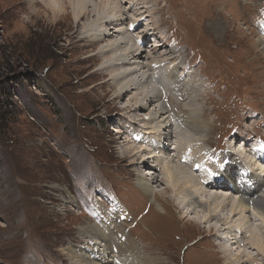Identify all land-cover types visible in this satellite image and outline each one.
<instances>
[{
    "label": "rangeland",
    "instance_id": "1",
    "mask_svg": "<svg viewBox=\"0 0 264 264\" xmlns=\"http://www.w3.org/2000/svg\"><path fill=\"white\" fill-rule=\"evenodd\" d=\"M95 1L88 0L86 6L89 4L87 8L97 16L92 14L79 23L73 12L75 8L81 9L80 2L76 7L64 2L65 10L58 13L49 9L47 1L0 0V57L8 60L11 68L0 90V264H73L62 249L83 243L78 229L87 222L102 220L99 208L112 209L120 203L133 217L127 225L129 234L143 241L142 246L159 256L162 264H226L218 236L226 237L228 225L217 218L205 222L207 210L192 209L182 195L166 188L171 181L164 164L154 162L153 158L144 163L143 158L152 153L146 154L144 150L143 156L136 157L123 151L133 145H145L143 140L134 139L135 134L132 137L134 131L151 139V134L145 132L149 130L147 126L162 123V117L151 121L152 117H159L160 107L190 113L201 104L210 108L203 116L206 121L214 119L215 125L203 137L210 146H202L203 141H191L193 144L186 146L191 154L186 153L188 160L182 166L186 172L197 178L189 171L192 162L205 153L227 149L226 143L232 138L238 149L245 138L252 137L251 144L246 141L242 147L253 149L252 153L259 149L264 154V53L259 47L253 48L259 35L264 38L258 30L264 19V0L152 1L150 5H155L142 16H155L146 21L151 28L162 21V33L175 28L162 40L181 71L189 65L187 79L196 86L188 96L174 94V99L164 98L162 102L161 97H156L147 108L142 100V86L125 91L120 85L126 79L116 77V85L106 73L110 60L105 52L107 43L99 45L92 34L98 33V23L102 22L98 18L102 10L100 0ZM179 4L183 8L178 13ZM164 5L181 16L179 22L167 12L157 13ZM137 21L138 31L145 21L140 17ZM127 22L132 25L130 19ZM213 24H218L217 31ZM113 38L109 40L116 42ZM191 44L196 51L189 55L186 51ZM199 47L208 51L203 64ZM121 50L129 49L118 48L114 55ZM147 52V68L135 73L137 80L139 75L145 80L152 74L149 61L158 58V54ZM158 76L151 75L155 88L152 92L157 91ZM197 86L203 97L197 94ZM206 94L216 106L206 99ZM182 98L184 101L179 102ZM176 117L179 127L181 118ZM172 124L173 133L179 132ZM183 133L181 138L186 140ZM167 138L163 140L169 143ZM175 145L178 147L177 142ZM172 148L175 157L184 155L175 146ZM260 159L263 160L254 158L258 162ZM253 162V172L263 175L264 163L262 167ZM217 165L215 162L204 168L213 173L212 167ZM182 167L180 164L179 170ZM200 168L191 169L199 172ZM153 173L154 177L163 178L158 185L154 184L161 192L154 201L144 198L136 185L137 174L150 180ZM228 193L230 196L232 191ZM98 198L101 204L97 203ZM226 209L223 216H232L231 207ZM236 219L238 216L233 221ZM256 222L255 217L252 227L262 232ZM211 226L221 229L219 235L209 231ZM232 241L224 244L232 253L247 247L239 248ZM246 250V254L260 261L256 250L249 246Z\"/></svg>",
    "mask_w": 264,
    "mask_h": 264
},
{
    "label": "bare ground",
    "instance_id": "2",
    "mask_svg": "<svg viewBox=\"0 0 264 264\" xmlns=\"http://www.w3.org/2000/svg\"><path fill=\"white\" fill-rule=\"evenodd\" d=\"M42 1H47L45 2L46 4L49 2V9L56 10L58 13L65 10L64 2L69 3L70 6L74 4L75 7L77 6V3L80 2L81 9L76 11L77 8H75L73 12L75 20H77L79 23L82 19L93 14V11L90 12L89 8H87L89 4L86 6V2H88V0ZM60 1L63 2L61 3ZM97 1L99 3V0ZM134 1H136V3ZM152 1L154 0H119L118 3V0H100L102 10H100V16L98 18L102 20V22L98 23V33H94L92 31V34L97 39L96 41L99 45L103 42L107 43L105 52L108 54V58H110V60H108L109 68L106 67V69L108 68L109 70L107 69L108 71L106 73L112 77V80L115 81L116 85V77L126 79V81L120 85V88L125 89V91H128L132 88L140 89L139 87L142 86L143 94H145L142 100H144V106L146 108L151 102H155L157 98L160 99L159 97H161L162 102L164 98V100L174 99V94L176 96H182L183 94L188 96L195 89L194 86H196L193 83L188 82L186 72L187 68H189V65L182 68L181 71L178 67L177 59L172 56L168 45H165V41L162 40L163 38H167L169 31L172 33L175 32V28L170 27L168 30H165V32L162 33L160 30L162 21H159L155 28H151L150 24L146 23V21L148 18L151 17L153 19L155 16L150 13L146 14L145 17L142 16V14L147 13L151 6L155 5H150ZM122 4H129V7L126 5L123 6ZM180 4L177 5L178 13L183 8H180ZM144 9H146V12H141ZM165 12H167L168 15L174 18L177 22L180 21L181 16L168 6L164 5L163 8L157 13H163L165 15ZM95 15L96 14H93L94 17ZM105 15L106 17L104 18ZM139 17L144 19L145 22L142 23L141 29L137 31L136 27L139 25L137 18ZM129 19L132 22V25L127 22ZM261 24H264V19L261 21ZM217 25L218 24H213L212 26L215 31H217ZM258 30L264 34V27L261 25H259ZM136 32H138V35H136ZM111 36L114 37L112 40L116 42L109 40ZM159 36L161 37L160 39ZM262 36L259 35L255 39L253 48L256 49L259 47L258 50L264 53V38H262ZM156 39H159V41ZM147 40H149V42L146 44ZM261 46L263 47L261 48ZM192 47V44L189 45V49L186 51L187 54L190 55L193 51L195 53L196 50H193ZM118 48H128L129 50H125L123 52L121 50V52L119 51V53L114 55V52L118 51ZM148 50L150 54H158V58L149 61L151 68V71L149 72H152V74L147 76L145 80L143 79L144 77L139 75V80H137L135 73L139 72V70H144L147 68L146 65L148 63H146L145 60L149 56L145 55V53L147 54ZM199 50L200 55L203 54L201 57L203 64L205 62V54L208 51L202 50L201 47H199ZM174 51L175 53H178L176 49H174ZM168 56L170 57L168 58ZM148 59H150V57ZM171 61L175 62L173 63L175 64L174 66L171 65ZM135 64L139 66L137 67ZM202 64L200 65V68L206 74L205 68ZM128 65L132 66L129 67ZM159 65L162 67L160 70H157L156 67ZM162 68L164 69L162 70ZM171 71L174 73H171ZM156 73L159 75L157 80L158 82L155 81L157 84V91L152 92L155 88L150 81L155 78L154 74ZM127 76L132 78L129 80ZM158 84H160V87ZM116 85L115 87L117 88ZM197 88L199 87L197 86ZM197 94L202 96L201 88L197 90ZM208 95H210V93H208ZM208 95L206 94V99L211 101V97L209 98ZM182 101H184L183 98L179 102ZM211 102H213L216 106V102ZM186 108L187 107L184 105V110H186ZM206 108L207 107L205 105L202 106L199 104L197 110L193 108L190 110V113H184L176 112L175 110L171 111L169 108L160 107L159 109L161 110L159 111V117L156 115L151 118V121L155 119L159 120L160 117H162L163 126H166V128L161 126L162 123L159 124V121L157 122L156 126H147L149 130L145 133L151 134V139L145 138L140 134V132L134 131V133L131 134L132 137L133 134H135L134 139L136 141L143 140L145 145L142 146L143 148H139L134 145L129 148L126 147L123 152L127 155L134 153L136 157L138 154L143 156V152H145L144 150H147V152H145L146 154L152 153V155L143 158V160L146 159L144 163L147 164V160L153 158L154 162H159L160 165L164 164V171L167 172L168 178L171 181V186L166 188L173 191L175 190L178 195H182L185 203L190 205L192 209H198L200 207L207 210L206 217H204L206 219L204 220L205 222H209L210 218H217V220L222 222L224 226L228 225L225 228L227 231L226 237L224 236L223 238L221 235L218 236L220 244L222 245L221 249L225 256L226 264H264V174L259 175L252 170V161L254 160L255 156L263 158V160L260 159V162L257 160L254 161L260 163L263 167L264 155L259 152V149H256L253 152L255 156H252L251 151H248L247 147H242L246 141L251 144L252 137L247 140L245 138L243 144L240 145L238 149V144L232 138L226 143V146L228 147L227 149L222 150L219 153L214 151L208 152V155L205 153L204 156L193 161L189 171L194 173L198 179L186 172L182 167L184 161L188 160V157L186 156H188L187 154H190L187 152H190L188 148L193 144L191 141L197 144H199L200 141H203L204 143H202V146H210V144H208V139L203 137L208 135L207 131L209 128H211V126L213 127V125H215V120L213 119L206 121L203 116V112L207 114V109L210 110V108ZM165 111L167 116L165 115ZM212 111H214V109ZM220 114L222 113L220 112ZM176 116H179V119L181 118V125L179 127L175 122V120L177 121ZM172 122L177 126L176 128L179 129V132H174L175 134L173 133ZM182 131H185L186 133H183ZM182 133L186 134L185 136L187 139H183L186 142L181 138ZM138 136L139 138H137ZM166 136L169 137L167 138L169 139V143L163 140L166 138ZM172 137H174L175 140L172 139ZM127 140L134 142V140L131 141L129 138H127ZM152 140H156L157 146L154 148H151ZM187 140H190L191 144ZM176 142L178 147L175 145ZM163 143L164 146H161ZM187 145L189 147H186ZM171 146L173 148L175 146V149H178L184 155L182 157H180V155L175 157L172 152L173 150L171 151ZM153 151L155 152L153 153ZM237 152L242 155L240 157H243V159L246 157L245 162L251 165L243 164L239 168V173L235 175L234 172L235 169L237 170V167L231 165V163ZM247 152H249V154H247ZM224 157L230 158L225 160ZM138 158H140V155ZM237 159L238 158H235L236 161ZM208 161H210V163ZM171 162H175L176 164L171 166ZM215 162H217L218 165L212 167L213 173L208 172L204 168L205 166H213ZM180 164L182 167L181 170H179ZM199 166L201 167L199 172L193 171L191 169L192 167ZM221 166H225L226 170L222 171ZM173 168L177 169L174 170ZM260 170L262 171V169ZM135 171L138 172L137 168ZM154 175L155 173H153V175L150 177L151 181L144 176L138 174L136 176V185H138L137 187L141 189V195L144 196V198L152 199L153 201L157 200L158 197L156 198V196L158 194H161V192L155 189L154 184L158 185L159 182L163 180V178H159V175H156V177H154ZM218 190L226 192L219 193ZM228 190H231L234 195L231 193L229 196ZM97 203L101 204L99 202V198ZM208 206H210V208ZM229 206L231 207L230 211L232 216H223V211H225L224 209ZM156 207H158L157 204ZM98 212L102 220L99 219V222H87L86 224L81 225L78 229L81 241H83V243H74L76 245H70L62 249L63 252L68 254V257L71 259L73 264H162L164 262L159 261V256L157 258V256L152 255V253L149 251V248L143 247V241L135 240L133 236L129 234L127 225L133 222V217L124 204L120 203V205L118 204V206H114L112 209L106 207L104 210H102L99 208ZM236 216H238V219L233 221ZM255 217L257 219L256 223H258L257 229L258 227L262 228V232H258L252 227ZM164 228H166V226ZM209 231L219 235L221 229L211 226ZM230 241H232L234 244H239V248H241V246H249L250 249L253 248V250H256L257 256H260V261L258 258L254 257V255L251 256L246 254L247 247L244 250L242 249L243 251L240 250L238 253H232L230 249L224 245L229 244Z\"/></svg>",
    "mask_w": 264,
    "mask_h": 264
},
{
    "label": "trees",
    "instance_id": "3",
    "mask_svg": "<svg viewBox=\"0 0 264 264\" xmlns=\"http://www.w3.org/2000/svg\"><path fill=\"white\" fill-rule=\"evenodd\" d=\"M10 64L8 60L1 59L0 57V90L2 89L3 85L6 83V76L7 73L10 71Z\"/></svg>",
    "mask_w": 264,
    "mask_h": 264
}]
</instances>
